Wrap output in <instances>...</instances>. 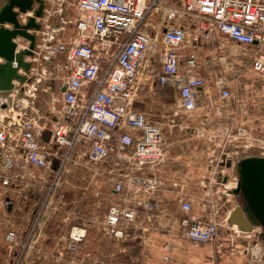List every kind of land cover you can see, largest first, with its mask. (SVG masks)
Masks as SVG:
<instances>
[{
    "label": "built area",
    "instance_id": "2783aa9c",
    "mask_svg": "<svg viewBox=\"0 0 264 264\" xmlns=\"http://www.w3.org/2000/svg\"><path fill=\"white\" fill-rule=\"evenodd\" d=\"M73 1V36L60 39L61 28L47 27L33 59L26 58L31 65L37 63L39 71H19L25 83L14 82L12 91L0 93V208L15 216L24 198L39 195L43 200L32 226L7 229L4 242L9 251H20L10 264L28 263L35 238L43 231L44 209L80 164L85 169L100 166L98 173L106 174L115 200L101 226L110 241L124 243L137 231L142 235L152 228L168 177L161 166L171 158L172 144L166 137L178 127L180 116H193L199 97L209 88L200 74L202 47H237L250 55L249 64L238 70L247 80L235 72L214 81L221 103L246 96L255 101L257 85L264 82V0ZM47 15L45 11L43 20ZM25 18L20 20L24 23ZM151 18H156L159 40ZM18 41L15 53L27 49ZM154 86L175 95L170 123L163 125L136 108L142 94ZM38 93L44 110L36 105ZM195 132L197 137L204 133L201 128ZM242 136L239 131L231 137L226 128L222 138L236 142ZM238 148L244 150L241 155L223 152L218 162L223 166L213 173L212 181L228 200L237 180L225 163L241 156L264 158V139L249 138ZM173 186L184 190L177 183ZM178 201L185 240L196 246L216 242L219 223L192 216V200ZM225 206L229 215L233 208ZM141 215L146 226L140 223ZM85 237L84 228H72L53 257L58 263L85 264L88 260L79 255Z\"/></svg>",
    "mask_w": 264,
    "mask_h": 264
},
{
    "label": "rangeland",
    "instance_id": "374dc122",
    "mask_svg": "<svg viewBox=\"0 0 264 264\" xmlns=\"http://www.w3.org/2000/svg\"><path fill=\"white\" fill-rule=\"evenodd\" d=\"M44 1L46 2L45 11L48 13V19L40 21L42 25L41 31L34 34V50H36L37 45L40 43V35L47 31V27H50V29L61 28L62 30L58 33L60 39H66L74 34L73 20L77 15L73 6L74 1ZM150 21L154 23V32L159 40L157 22H155L156 18H151ZM48 31L50 32V30ZM18 43L24 45L26 48L29 46V42L23 39H20ZM199 52L201 60L200 71L206 78L209 88L213 86L214 81L218 77L231 78L233 77L232 74L249 64L250 55L244 54L237 47L232 48L226 46L218 49L216 47L204 46ZM30 59H33V57ZM30 68H36L39 71L37 63H32ZM238 73V76L241 78L244 77L247 80L246 75L241 72ZM235 77L237 76L235 75ZM250 80L253 81V78H250ZM31 82L26 84L30 85ZM30 90L31 88L27 89V91ZM37 96L38 101L36 105L44 110V104L41 102L43 98L39 99V93ZM45 97L47 99L49 96ZM211 97L216 100L218 99V95L215 94L211 95ZM174 102L175 95L173 92L154 86L151 90L145 91L142 94L136 108L152 114V116H155L156 121L164 125L170 123L169 116L172 112ZM185 119V117L180 116L176 123L180 124ZM179 124L166 137L172 144V149H178L188 145L198 148H217V150L219 148H226L229 150V147L235 143L221 138L223 137L225 129L221 128L211 133L213 124L206 126L205 130L207 133L204 132L201 137L195 136L193 138L189 131L191 127L189 126V129H183L181 131ZM166 133H168L167 129ZM217 137L220 138L216 139ZM101 169L103 170L100 166L92 165L85 169L80 164L74 168L69 176L62 180V184L59 186V194H54L52 196L54 201L48 210L44 209L46 213L40 224L43 231L42 234L35 238L34 247L28 253L27 264H64V262L58 263L52 254L55 253L54 251L57 247L62 245V239L74 227H82L86 230V237L80 245L79 250L80 257L85 258L86 261L88 260L85 264H141V247L135 236L127 242L117 243L110 241L103 233L101 222L109 206L114 203V198L111 196L108 184L104 180L106 174L98 173ZM214 170H211L210 174H207L210 176V179H213ZM216 171H219V168H216ZM65 181H67V184L64 183ZM213 184L215 185L214 182ZM229 194L234 196L232 191ZM229 200L230 204H233L231 202L232 200ZM42 201L39 195L24 198V201L19 203L21 210L15 216L7 215L0 208V264H10L11 260L14 259V254L20 252L19 250L9 251L8 245L4 242L7 229L14 225L22 226L24 229L32 226L36 213L42 207ZM221 230L224 232L225 228ZM47 255L48 257L44 259L43 256Z\"/></svg>",
    "mask_w": 264,
    "mask_h": 264
},
{
    "label": "crops",
    "instance_id": "0c3cea01",
    "mask_svg": "<svg viewBox=\"0 0 264 264\" xmlns=\"http://www.w3.org/2000/svg\"><path fill=\"white\" fill-rule=\"evenodd\" d=\"M200 74L203 75L201 71ZM256 90L258 99L255 101L246 96L223 104L219 99L211 97L213 94L218 95L212 86L199 97L193 116L179 125L181 131L190 126L192 138L200 128L207 133L205 128L210 124H213L211 133L228 128L231 137L239 131L244 136L237 137L239 140L236 142H239L233 143L229 150L188 145L171 150L170 160L161 166L168 175L164 178L161 210L154 212L152 228L142 235L139 231L135 233L142 252L141 264H264V235H260L261 230L256 228L248 237L236 226L224 222L225 217L229 216L224 210L225 205L234 208L237 202L231 198L233 204H230L221 186L214 185L206 172L223 166L218 164L223 152L231 150V157L241 155L244 150L238 146L244 145L247 139H264V82L257 85ZM244 157L241 156L239 160ZM176 183L180 187L184 186L183 192L173 186ZM180 197L192 200L191 215L196 219L215 220L219 223L216 242L196 246L185 240L179 227ZM140 223L146 226L143 215L140 216ZM222 228H225L224 232ZM249 246H252L250 252L247 250Z\"/></svg>",
    "mask_w": 264,
    "mask_h": 264
},
{
    "label": "water",
    "instance_id": "95a60500",
    "mask_svg": "<svg viewBox=\"0 0 264 264\" xmlns=\"http://www.w3.org/2000/svg\"><path fill=\"white\" fill-rule=\"evenodd\" d=\"M44 0H3L0 5V93L14 89V82L24 84L31 63L26 58L34 55L35 33L42 25L37 20L45 16ZM31 13L32 16H26ZM25 16V22L20 17ZM29 42L27 49L15 53L16 40ZM256 44V43H255ZM63 91V90H62ZM226 168H232L237 184L232 191L237 205L227 219L230 226H236L244 234H252L256 228L264 235V158H243L234 164L226 162ZM243 202L246 206L242 207ZM248 252L252 246L247 247Z\"/></svg>",
    "mask_w": 264,
    "mask_h": 264
},
{
    "label": "flooded vegetation",
    "instance_id": "af4514ba",
    "mask_svg": "<svg viewBox=\"0 0 264 264\" xmlns=\"http://www.w3.org/2000/svg\"><path fill=\"white\" fill-rule=\"evenodd\" d=\"M1 2H3V0ZM1 2H0V5H1ZM244 206H246V204L243 202L242 207H244Z\"/></svg>",
    "mask_w": 264,
    "mask_h": 264
},
{
    "label": "bare ground",
    "instance_id": "6f19581e",
    "mask_svg": "<svg viewBox=\"0 0 264 264\" xmlns=\"http://www.w3.org/2000/svg\"><path fill=\"white\" fill-rule=\"evenodd\" d=\"M229 197H233L232 195H229Z\"/></svg>",
    "mask_w": 264,
    "mask_h": 264
}]
</instances>
